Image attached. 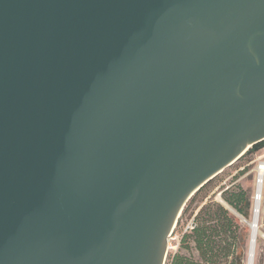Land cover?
<instances>
[{
  "label": "water",
  "instance_id": "obj_1",
  "mask_svg": "<svg viewBox=\"0 0 264 264\" xmlns=\"http://www.w3.org/2000/svg\"><path fill=\"white\" fill-rule=\"evenodd\" d=\"M262 140L264 0H0V264H164Z\"/></svg>",
  "mask_w": 264,
  "mask_h": 264
},
{
  "label": "trees",
  "instance_id": "obj_2",
  "mask_svg": "<svg viewBox=\"0 0 264 264\" xmlns=\"http://www.w3.org/2000/svg\"><path fill=\"white\" fill-rule=\"evenodd\" d=\"M263 148L264 140L253 144L239 161ZM244 171L235 174L227 186L221 185L222 177L219 174L192 196L182 215L198 197H201L202 203L194 216L193 225L183 234L181 242L186 249L194 247L198 256L196 258L178 251L171 256L168 264H245L251 228L244 224L243 219L252 218L254 196L251 189L235 182ZM216 186H219L225 204L235 212L214 197L205 200Z\"/></svg>",
  "mask_w": 264,
  "mask_h": 264
},
{
  "label": "rangeland",
  "instance_id": "obj_3",
  "mask_svg": "<svg viewBox=\"0 0 264 264\" xmlns=\"http://www.w3.org/2000/svg\"><path fill=\"white\" fill-rule=\"evenodd\" d=\"M261 165H264V148L261 149L259 152L252 154L240 161L237 160L235 163L226 167L220 173V176L222 177L221 185L223 184L227 186L233 180V177L235 174H237L240 170L245 169L244 173L241 174L235 182L242 184V186L245 188L251 189L253 196H254L253 210H254V205H255V194L257 193L259 180L260 179L262 180L260 183L261 184V199H260V205H259V218L258 219H259V229L261 233L262 232L263 233L259 234L258 239H257V244L255 247L254 264H264V236H263L264 235V174L260 177V174L257 169ZM218 189H219V186H216L211 192H209V195L205 198V200H207L210 197H214L216 200L220 201ZM200 199L201 197H198L197 200L193 204H191V206L186 211V213H184L183 215L181 213L179 218L177 219L172 231L170 232L169 237L167 238V242H166L167 249H166V256H165L164 264H168L171 256L178 251H180L183 254L192 255L193 257L197 258L198 253L194 249V247H192L191 249L184 248L182 246L181 240H182L183 234L186 231H188L190 227L193 225L194 216L196 212L198 211V207L202 203L200 202ZM253 216L254 215L252 211V218L250 220L243 219L244 224L249 226V222L252 221Z\"/></svg>",
  "mask_w": 264,
  "mask_h": 264
},
{
  "label": "bare ground",
  "instance_id": "obj_4",
  "mask_svg": "<svg viewBox=\"0 0 264 264\" xmlns=\"http://www.w3.org/2000/svg\"><path fill=\"white\" fill-rule=\"evenodd\" d=\"M258 172L260 174V177L264 174V165H261L260 167L257 168ZM261 179L259 180V185L257 189V197L255 198V205H254V210H253V217H254V224L252 225L251 228V236L249 240V248L247 252V258L245 264H254L255 260V247L257 244V238L259 234H262L260 229H259V205H260V199H261ZM253 221V220H252ZM264 236V235H263Z\"/></svg>",
  "mask_w": 264,
  "mask_h": 264
}]
</instances>
